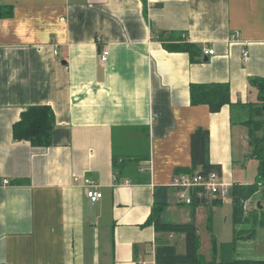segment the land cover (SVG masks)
<instances>
[{
	"label": "crops",
	"instance_id": "crops-1",
	"mask_svg": "<svg viewBox=\"0 0 264 264\" xmlns=\"http://www.w3.org/2000/svg\"><path fill=\"white\" fill-rule=\"evenodd\" d=\"M0 5L13 7L0 19V264H157L159 243L178 246L184 236L147 224L155 191L170 190L165 218L185 207L172 182L191 167L200 128L209 131L210 161L229 189L255 181L244 170L247 128L233 125L230 105L218 113L193 106L190 86L227 83L231 104L256 100L249 80L264 78V0ZM180 40L201 48L198 61L165 49ZM209 49L215 54L204 55ZM40 105L55 115L51 145L16 141L14 125ZM86 179L98 184L99 201L89 199ZM211 206L189 205L188 216L197 226ZM261 231L236 248L264 244ZM242 261L264 264V256Z\"/></svg>",
	"mask_w": 264,
	"mask_h": 264
},
{
	"label": "trees",
	"instance_id": "trees-1",
	"mask_svg": "<svg viewBox=\"0 0 264 264\" xmlns=\"http://www.w3.org/2000/svg\"><path fill=\"white\" fill-rule=\"evenodd\" d=\"M13 16L12 6L0 5V19ZM164 47L169 52L188 53L192 62L198 61L202 55L199 46L186 42H165ZM251 88L256 89V100L248 104L237 106L231 104V90L227 83L191 84L190 96L193 106L207 105L211 113H218L225 105L232 107L233 125H242L248 130L250 157L257 161V175L250 185L234 184L229 189L232 201V219L234 223V240L229 243L232 249L240 239L256 238L257 230L264 228V78H251ZM240 116L238 120L237 117ZM55 126V115L49 106H31L21 116V120L13 127V136L16 141H29L36 147H48L52 143V134ZM210 134L208 130L198 129L191 138L192 165L190 168H181L179 173L208 175L213 171L221 173V166L210 161L209 153ZM168 187H159L155 191V206L148 223H153L157 233L161 235L184 236L186 252L180 254L177 244L168 242L159 243L156 250L157 264H240L249 261H226L220 255H213L206 260L200 253V236L195 219L188 223H169L165 218L168 206ZM259 195L258 202L250 206L246 214L244 205ZM213 202V206L221 204ZM260 203V205H259ZM201 204L198 201L194 203ZM214 251L217 253V242H214ZM264 263V262H261Z\"/></svg>",
	"mask_w": 264,
	"mask_h": 264
},
{
	"label": "rangeland",
	"instance_id": "rangeland-1",
	"mask_svg": "<svg viewBox=\"0 0 264 264\" xmlns=\"http://www.w3.org/2000/svg\"><path fill=\"white\" fill-rule=\"evenodd\" d=\"M247 158L246 167L244 168L246 176L250 182L254 181L257 175V161L250 157V147L246 148ZM259 195H256L254 200L249 201V205L259 200ZM189 205L186 204L185 207H177L178 209H171L166 217V220L171 223H179L191 221L189 218ZM188 212V213H187ZM198 221V229L200 234L201 250L200 253L205 257L206 260H211L213 255L222 256L223 259L229 261L240 260L245 258H253L256 256H264V244L260 241H249L247 243H238L237 248L234 251H229L227 253L226 248L230 247L229 243L234 240V223L232 219V201L223 202L217 206H211L210 208L202 209L197 216L196 222ZM264 231L259 233L260 237H263ZM214 242H217V253L214 251ZM173 239H171L172 241ZM225 248V251H224ZM177 249L180 254L186 252L185 241H182ZM224 252V253H223ZM220 254V255H219ZM225 254V256L223 255ZM241 264V263H240Z\"/></svg>",
	"mask_w": 264,
	"mask_h": 264
},
{
	"label": "built area",
	"instance_id": "built-area-1",
	"mask_svg": "<svg viewBox=\"0 0 264 264\" xmlns=\"http://www.w3.org/2000/svg\"><path fill=\"white\" fill-rule=\"evenodd\" d=\"M57 53V52H56ZM212 49L204 50V55H214ZM109 57L108 51L101 54V62H107ZM245 59L248 60V54L245 53ZM5 185L9 184L6 180ZM88 188V197L92 202H97L103 197V193L97 190L98 184L90 179L85 180ZM172 187L178 192V198L185 204L192 205L195 201L200 204L213 203L215 201H229V185L222 179L221 173L213 171L208 175L179 173L173 178ZM249 202L244 205L246 214L250 210Z\"/></svg>",
	"mask_w": 264,
	"mask_h": 264
},
{
	"label": "water",
	"instance_id": "water-1",
	"mask_svg": "<svg viewBox=\"0 0 264 264\" xmlns=\"http://www.w3.org/2000/svg\"><path fill=\"white\" fill-rule=\"evenodd\" d=\"M205 61H206V62L209 61V58H208V57H205ZM259 205H260V203H259Z\"/></svg>",
	"mask_w": 264,
	"mask_h": 264
}]
</instances>
